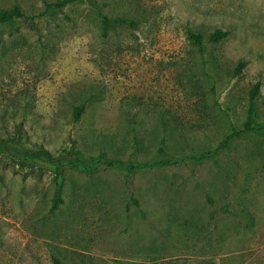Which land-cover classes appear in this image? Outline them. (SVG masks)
<instances>
[{
	"label": "rangeland",
	"instance_id": "374dc122",
	"mask_svg": "<svg viewBox=\"0 0 264 264\" xmlns=\"http://www.w3.org/2000/svg\"><path fill=\"white\" fill-rule=\"evenodd\" d=\"M54 1L0 0L43 13L0 24V135L118 163L0 154V264H264V135L225 142L256 81L264 124V0Z\"/></svg>",
	"mask_w": 264,
	"mask_h": 264
},
{
	"label": "trees",
	"instance_id": "16d2710c",
	"mask_svg": "<svg viewBox=\"0 0 264 264\" xmlns=\"http://www.w3.org/2000/svg\"><path fill=\"white\" fill-rule=\"evenodd\" d=\"M79 1V0H56L54 2H46V6L48 8H61L69 3ZM43 13H37L33 15H27L25 12L21 11L17 6H13L10 9H0V24L5 22H12L18 19L27 20L30 23H34L35 18H38ZM103 21L106 25L109 24H122V23H129L123 18L117 20H109L108 18L104 17ZM227 30L216 29L212 33H210L207 37L208 42L210 43H217L224 39L228 35ZM189 38L193 41L196 45H201L202 43V35L198 32L189 31L188 32ZM246 65L245 61H240L235 68L234 73L239 74L243 67ZM260 88V81H256L250 90L249 95V106L247 109L246 119L244 121V126L242 130L234 129L231 134L228 135L225 142H229L233 137L240 134V132L246 131H257L264 135V124L256 122V109L254 106V100L259 93ZM83 110V105L78 106L75 109V115L78 118L80 113ZM0 154L7 156L13 160H17L22 163V165L28 164L30 162L39 161L49 165H52L56 169V175L60 174L61 169L68 165L74 167H80L84 169H88L89 167L95 166L98 163H103L108 166H113L115 163L109 160H101L99 158H84L79 152L68 150L60 154H54L51 151L43 148L42 146H34V145H27L23 144L17 137L15 136H2L0 135ZM165 163V161L161 162ZM158 162H148V163H132V168H138V171L144 170L147 167H152ZM60 192V188L58 186V194ZM56 200H59L58 195ZM56 264H59V261L55 259Z\"/></svg>",
	"mask_w": 264,
	"mask_h": 264
}]
</instances>
